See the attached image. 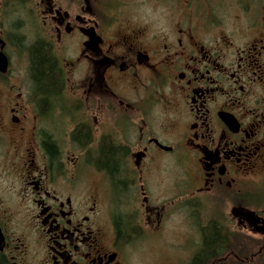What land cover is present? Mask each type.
I'll return each mask as SVG.
<instances>
[{
    "label": "flooded vegetation",
    "instance_id": "af4514ba",
    "mask_svg": "<svg viewBox=\"0 0 264 264\" xmlns=\"http://www.w3.org/2000/svg\"><path fill=\"white\" fill-rule=\"evenodd\" d=\"M176 212L170 264H264V0H0V264H134Z\"/></svg>",
    "mask_w": 264,
    "mask_h": 264
},
{
    "label": "rangeland",
    "instance_id": "374dc122",
    "mask_svg": "<svg viewBox=\"0 0 264 264\" xmlns=\"http://www.w3.org/2000/svg\"><path fill=\"white\" fill-rule=\"evenodd\" d=\"M158 17V12L155 10L154 19L156 20ZM112 213L114 218H120L128 214V211L119 204L113 206ZM166 223L167 225L158 239L153 240L144 234L131 243L134 246V250L131 252L134 264H170L180 260L182 247H179V244L182 243L184 229L179 213L176 212L172 215Z\"/></svg>",
    "mask_w": 264,
    "mask_h": 264
}]
</instances>
